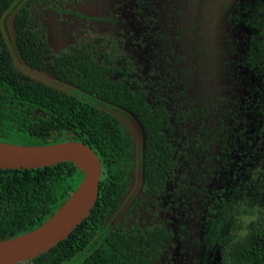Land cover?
<instances>
[{
    "label": "flooded vegetation",
    "instance_id": "flooded-vegetation-1",
    "mask_svg": "<svg viewBox=\"0 0 264 264\" xmlns=\"http://www.w3.org/2000/svg\"><path fill=\"white\" fill-rule=\"evenodd\" d=\"M28 1L2 18L22 78L111 114L131 147L114 207L88 226L79 258L114 234L124 248L111 264H234L264 226V0ZM25 4L38 37L26 56L15 29ZM73 107L58 115L75 127ZM76 136L71 127L63 141Z\"/></svg>",
    "mask_w": 264,
    "mask_h": 264
},
{
    "label": "trees",
    "instance_id": "trees-1",
    "mask_svg": "<svg viewBox=\"0 0 264 264\" xmlns=\"http://www.w3.org/2000/svg\"><path fill=\"white\" fill-rule=\"evenodd\" d=\"M16 1L0 0V141L24 145L57 143L65 140L64 133L72 127L78 133L75 139L92 146L104 166L99 199L90 215L66 239L32 261L34 264H66L67 261L71 264H111L119 254L117 250L120 252L124 248L117 244L121 237L116 238L114 234L98 246L104 247V252L95 250L82 260L79 257L85 254L93 239V232L88 226L95 230L93 225L102 223L109 204L114 207L120 183L127 176V160H131L130 143L124 142L117 121L111 114L64 93H60L57 99L52 93L54 89L22 78L25 74L16 65L13 50L2 27L4 14ZM31 24L30 9L25 4L15 16L16 34L21 45L19 48L24 56L27 55L30 42L38 41ZM73 105L76 112L72 113L78 119L75 127L70 126L64 118L60 120L58 115L59 107ZM34 108L44 109L48 117L33 115ZM70 115L67 113L66 117ZM155 120L158 124L162 122L159 114ZM54 128L56 133L52 132ZM157 128L152 120L148 122L151 143L149 154L161 150L163 137ZM125 145H128L127 149ZM152 158V155L147 154L149 166H158L157 160ZM162 159H165L163 153ZM83 177L84 174L72 161L32 169L0 168V240L10 235H20L43 224L69 198ZM254 234L253 240L248 238L235 248L232 257L234 264H264V226L257 228ZM103 253L107 258L104 261ZM76 259L80 260L75 263Z\"/></svg>",
    "mask_w": 264,
    "mask_h": 264
},
{
    "label": "water",
    "instance_id": "water-1",
    "mask_svg": "<svg viewBox=\"0 0 264 264\" xmlns=\"http://www.w3.org/2000/svg\"><path fill=\"white\" fill-rule=\"evenodd\" d=\"M64 161L76 164L84 177L63 205L43 224L0 240V264L29 261L66 239L85 220L100 195L102 160L92 146L69 140L45 145L0 141V168H39Z\"/></svg>",
    "mask_w": 264,
    "mask_h": 264
},
{
    "label": "rangeland",
    "instance_id": "rangeland-1",
    "mask_svg": "<svg viewBox=\"0 0 264 264\" xmlns=\"http://www.w3.org/2000/svg\"><path fill=\"white\" fill-rule=\"evenodd\" d=\"M5 26L6 28L8 29V33L9 35L11 36V21H10V24H9V20H7V22L5 23Z\"/></svg>",
    "mask_w": 264,
    "mask_h": 264
},
{
    "label": "built area",
    "instance_id": "built-area-1",
    "mask_svg": "<svg viewBox=\"0 0 264 264\" xmlns=\"http://www.w3.org/2000/svg\"><path fill=\"white\" fill-rule=\"evenodd\" d=\"M13 264H31V263L26 262V261H21V262H17V263H13Z\"/></svg>",
    "mask_w": 264,
    "mask_h": 264
},
{
    "label": "clouds",
    "instance_id": "clouds-1",
    "mask_svg": "<svg viewBox=\"0 0 264 264\" xmlns=\"http://www.w3.org/2000/svg\"><path fill=\"white\" fill-rule=\"evenodd\" d=\"M242 235H244V233H242Z\"/></svg>",
    "mask_w": 264,
    "mask_h": 264
}]
</instances>
